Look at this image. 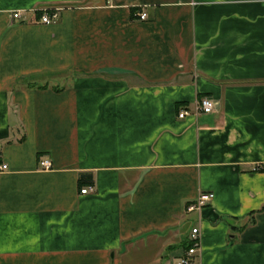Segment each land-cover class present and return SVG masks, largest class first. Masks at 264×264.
Returning a JSON list of instances; mask_svg holds the SVG:
<instances>
[{"label":"crops","instance_id":"1","mask_svg":"<svg viewBox=\"0 0 264 264\" xmlns=\"http://www.w3.org/2000/svg\"><path fill=\"white\" fill-rule=\"evenodd\" d=\"M0 163V264H264V0H0Z\"/></svg>","mask_w":264,"mask_h":264},{"label":"built area","instance_id":"2","mask_svg":"<svg viewBox=\"0 0 264 264\" xmlns=\"http://www.w3.org/2000/svg\"><path fill=\"white\" fill-rule=\"evenodd\" d=\"M14 17H18V14L14 15ZM59 18V10L58 9H48L42 12L40 16V22L44 25L55 24ZM146 18L145 14H140L139 19L143 20ZM217 107L216 101L209 97H203L199 100L197 105L194 107L193 112L188 109L182 108L179 110L177 114L178 119H186L188 117H195L196 115H209L211 114ZM39 167L41 170H50L51 164L48 159H42L39 163ZM8 167L5 163H0V173L6 172ZM260 170V167H256L254 171ZM94 188L92 186H87L80 190L81 195H87L94 193ZM213 195L210 193L200 194L193 203H190L186 206L185 210L187 213L197 212L198 214L201 210L212 201ZM189 246L184 251V253L175 260L174 264H198L197 263V252L200 247V239H199V231L197 228H192L188 237Z\"/></svg>","mask_w":264,"mask_h":264},{"label":"trees","instance_id":"3","mask_svg":"<svg viewBox=\"0 0 264 264\" xmlns=\"http://www.w3.org/2000/svg\"><path fill=\"white\" fill-rule=\"evenodd\" d=\"M262 170H264V167L262 168ZM80 179L83 183H86V182L90 181V176L89 175H82Z\"/></svg>","mask_w":264,"mask_h":264},{"label":"rangeland","instance_id":"4","mask_svg":"<svg viewBox=\"0 0 264 264\" xmlns=\"http://www.w3.org/2000/svg\"><path fill=\"white\" fill-rule=\"evenodd\" d=\"M188 244H189V242H188V240H186V242L184 243V247L182 246V249H184V248H186L187 249V247H188ZM171 263L172 264H174L175 263V259H173L172 257H171Z\"/></svg>","mask_w":264,"mask_h":264}]
</instances>
